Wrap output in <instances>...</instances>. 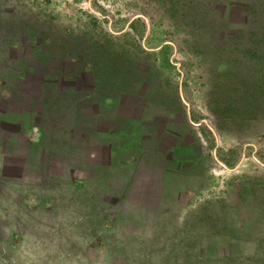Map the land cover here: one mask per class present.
Listing matches in <instances>:
<instances>
[{"label":"rangeland","instance_id":"1","mask_svg":"<svg viewBox=\"0 0 264 264\" xmlns=\"http://www.w3.org/2000/svg\"><path fill=\"white\" fill-rule=\"evenodd\" d=\"M0 264H264V0H0Z\"/></svg>","mask_w":264,"mask_h":264}]
</instances>
